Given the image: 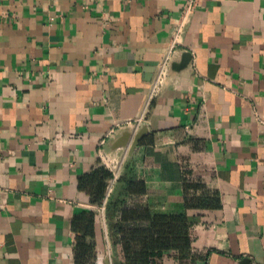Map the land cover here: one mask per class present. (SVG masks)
Instances as JSON below:
<instances>
[{
  "label": "crops",
  "instance_id": "obj_1",
  "mask_svg": "<svg viewBox=\"0 0 264 264\" xmlns=\"http://www.w3.org/2000/svg\"><path fill=\"white\" fill-rule=\"evenodd\" d=\"M183 1L0 0V264H125L122 208L186 218L152 264H264V0H199L172 45Z\"/></svg>",
  "mask_w": 264,
  "mask_h": 264
},
{
  "label": "trees",
  "instance_id": "obj_2",
  "mask_svg": "<svg viewBox=\"0 0 264 264\" xmlns=\"http://www.w3.org/2000/svg\"><path fill=\"white\" fill-rule=\"evenodd\" d=\"M111 172L99 166L79 178L81 188L93 189L94 201L101 202L106 181ZM128 191L139 193L142 188L128 182ZM118 226L125 264H152L154 257L164 250L175 249L179 253L186 250L188 244L187 220L182 215H156L144 208H122ZM83 220L84 229L90 230L93 214H83L74 218V229ZM78 250L84 254L90 246L78 241ZM184 257L183 254L180 258ZM77 261V260H76ZM79 263V259H78Z\"/></svg>",
  "mask_w": 264,
  "mask_h": 264
},
{
  "label": "built area",
  "instance_id": "obj_3",
  "mask_svg": "<svg viewBox=\"0 0 264 264\" xmlns=\"http://www.w3.org/2000/svg\"><path fill=\"white\" fill-rule=\"evenodd\" d=\"M199 0H184L183 1V7H182V11H181V17H180V20L177 24V26H175V28H173L172 30V45L175 44V37L180 35L181 32H182V28H183V24H184V21L186 20V18H188L191 13L193 12V10L195 9L196 7V4ZM170 61V56L169 54L165 57L163 63H162V66L168 64V62ZM161 66V69H163V67ZM162 73L163 71L161 70L155 80V83L154 85L152 86V94L155 93L157 91V88L159 86V84L161 83V77H162Z\"/></svg>",
  "mask_w": 264,
  "mask_h": 264
},
{
  "label": "water",
  "instance_id": "obj_4",
  "mask_svg": "<svg viewBox=\"0 0 264 264\" xmlns=\"http://www.w3.org/2000/svg\"><path fill=\"white\" fill-rule=\"evenodd\" d=\"M141 134H142V132H141V133H138L137 135H135V137H134V139H133L132 146H134V145L137 143V141H138L139 137L141 136ZM128 137H129V133H128V132H124V133L121 135V137H119V138L115 141V143H114V147H120V146H124V145H126L127 140H128Z\"/></svg>",
  "mask_w": 264,
  "mask_h": 264
}]
</instances>
